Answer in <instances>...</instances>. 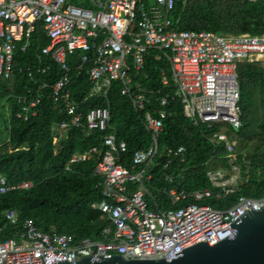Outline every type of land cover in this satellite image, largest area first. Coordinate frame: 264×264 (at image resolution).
Here are the masks:
<instances>
[{"label": "built area", "instance_id": "2783aa9c", "mask_svg": "<svg viewBox=\"0 0 264 264\" xmlns=\"http://www.w3.org/2000/svg\"><path fill=\"white\" fill-rule=\"evenodd\" d=\"M191 0H181L182 6ZM214 1V0H197ZM256 2L258 0H236ZM176 0H0V80L12 85L15 79L13 58L24 52L35 26L42 24L49 43L40 55L48 56L57 65L60 75L53 81L42 80L48 68L37 71L18 68L26 74L31 86L26 94L16 98V118L27 121L37 114L42 98L47 94L66 120L54 127L52 144L69 128L86 133L99 131L105 153L93 169L99 178L101 198L92 208L108 225L99 239L74 241L67 234L41 231L31 220H25L17 239L0 241V264H58L76 257L114 254L128 259H164L171 261L182 250L200 242L210 245L233 238L229 225L244 210L259 211L264 207V194L258 197L239 195L227 207L214 208L208 201L222 204L238 194L249 182L251 165L238 149L234 129L241 126L237 65L243 62L264 67V35H219L207 31L178 30V18L170 15ZM264 2V0H263ZM156 50L153 59L164 58L170 68V78L160 70V82L172 92L162 95L143 88L136 79L144 74L145 55ZM78 54L76 65L68 58ZM89 85L84 101L91 98L107 100L112 82L120 83V94L131 99L133 108L143 114L144 127L150 143L136 150L132 164L126 168L120 156L126 144L117 141L110 127L108 107L78 111L79 104L71 98L72 73L79 76L83 69ZM178 100L182 116L194 126L209 130L208 142L222 149V158H211L205 176L210 188L195 191L171 188L167 198L175 208L150 210L144 185L150 181V171L160 155L159 139L169 101ZM109 132V133H108ZM96 149L73 154L65 166L88 161ZM185 148H168L167 157L184 161ZM165 180L172 182L166 176ZM264 181V173L261 176ZM132 186H136L135 189ZM31 181L8 185L0 174V195L28 190ZM262 190V187H259ZM207 202V203H205ZM204 203V204H202ZM156 206V204H155ZM14 223L12 210L5 213Z\"/></svg>", "mask_w": 264, "mask_h": 264}, {"label": "trees", "instance_id": "16d2710c", "mask_svg": "<svg viewBox=\"0 0 264 264\" xmlns=\"http://www.w3.org/2000/svg\"><path fill=\"white\" fill-rule=\"evenodd\" d=\"M170 17L172 20L178 18V30L207 31L227 36L264 35L263 0L252 3L191 0L184 6L181 0H176ZM42 30V24H37L26 50L15 52L13 69L16 77L12 85L0 80V174L8 185L22 181L33 184L28 190L0 195V241L17 239L25 220H31L45 233L70 235L75 242L83 238L96 240L108 225L92 208V204L101 198L97 187L99 178L93 175V169L105 153L102 138L107 133L96 130L86 133L78 128H69L53 145L54 127L66 117L47 94L35 116L27 121L16 118V98L26 94L32 85L26 74L17 73L18 68L33 72L40 67L48 68L44 75H37L47 81H53L60 75L50 57H38L41 49L49 43ZM156 53V50L147 52L145 76L138 77L136 81L147 90L166 95L172 92V88L161 84L159 73L164 70L170 78V68L164 58L159 61L153 59ZM78 59V54L69 57V66L76 65ZM87 68L89 66L79 76L72 73L71 98L79 104L78 111L83 115L93 108H109L110 127L115 131L117 141L126 144V153L120 156L121 164L130 168L133 153L147 148L150 143L143 114L133 108L130 98L120 94L119 82H112L106 101L99 98L84 101L89 91L85 75ZM237 75L241 126L233 132L238 140V149L245 153L251 165L249 182L255 187H243L222 204L209 200L214 208L227 207L239 195L258 197L264 194V181L261 180L264 173V67L243 62L237 65ZM166 110L168 114L159 139L160 155L155 160L156 167L150 171V181L144 183L148 191L145 200L150 210L179 206L170 204L167 198V191L171 188H183L189 192L210 188L205 164L213 157L220 160L223 155L221 148L215 149L208 142L210 131L205 126H194L182 116L178 100L169 101ZM179 146L185 148L183 162L180 157L165 155L166 149ZM91 148L96 152L88 161L74 163L68 171L64 169L73 154ZM166 176L171 178V183L165 180ZM9 210L16 215L14 223L6 219L5 213Z\"/></svg>", "mask_w": 264, "mask_h": 264}, {"label": "water", "instance_id": "95a60500", "mask_svg": "<svg viewBox=\"0 0 264 264\" xmlns=\"http://www.w3.org/2000/svg\"><path fill=\"white\" fill-rule=\"evenodd\" d=\"M233 238L210 245L200 242L182 250L179 257L164 259H128L114 254L76 257L75 264H264V207L259 211L244 210L229 225ZM58 264H69V261Z\"/></svg>", "mask_w": 264, "mask_h": 264}, {"label": "rangeland", "instance_id": "374dc122", "mask_svg": "<svg viewBox=\"0 0 264 264\" xmlns=\"http://www.w3.org/2000/svg\"><path fill=\"white\" fill-rule=\"evenodd\" d=\"M205 203H207V202H205ZM202 204H204V203H202Z\"/></svg>", "mask_w": 264, "mask_h": 264}]
</instances>
